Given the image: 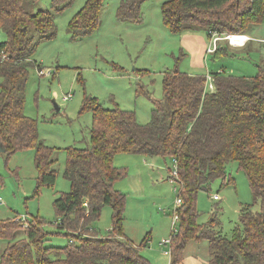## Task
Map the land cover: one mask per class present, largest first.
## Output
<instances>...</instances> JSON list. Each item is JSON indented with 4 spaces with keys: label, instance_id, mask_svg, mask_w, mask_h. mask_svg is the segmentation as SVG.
I'll return each instance as SVG.
<instances>
[{
    "label": "trees",
    "instance_id": "trees-1",
    "mask_svg": "<svg viewBox=\"0 0 264 264\" xmlns=\"http://www.w3.org/2000/svg\"><path fill=\"white\" fill-rule=\"evenodd\" d=\"M35 1L0 0V145L6 156L33 149L38 190L54 184L56 170L53 149L39 139L36 121L23 112L24 90L29 69L41 67L32 56L55 36V26L53 14L35 10ZM54 1L65 3L60 11L74 0ZM142 1L122 0L118 18L136 20ZM101 5L102 0L84 1L68 24L72 38L96 29ZM160 12L172 33L201 30L208 40L213 34H253L264 26V0H165ZM222 42L212 52L216 58L229 54ZM257 68L253 77L211 73L212 89L205 88L201 74L164 70L162 97L151 99L146 124L116 103L104 108L85 97L80 111L92 115L89 144L64 148L62 175L70 189L52 202L56 219L48 223L55 231H45L47 222L39 217L29 218L25 228L14 218L0 219V264H151L140 253L141 245L123 233L125 195L113 187L123 174L113 164L117 153L176 163V194L182 203L175 209L178 228L170 236L169 264L181 262L190 237L208 242V264H264V52ZM232 161L245 173L253 202L240 205L238 224L224 236L215 214L206 224L198 223L196 195L216 178L224 179ZM104 206L111 208V227L100 234L92 223ZM50 236L66 242L49 244Z\"/></svg>",
    "mask_w": 264,
    "mask_h": 264
},
{
    "label": "rangeland",
    "instance_id": "rangeland-1",
    "mask_svg": "<svg viewBox=\"0 0 264 264\" xmlns=\"http://www.w3.org/2000/svg\"><path fill=\"white\" fill-rule=\"evenodd\" d=\"M84 1L74 0L60 11L58 9L65 3L56 4L54 0H36L34 7L53 14L55 36L40 43L32 56L41 67L29 69L23 112L36 121L39 139L53 149L54 184L36 189L38 173L33 149L17 150L9 156L0 152V219L39 217L47 222L44 226L47 232L56 229L48 223L56 219L52 206L54 198L70 189L62 175L64 148L89 144L92 115L90 111H80L85 97L104 108H112L116 103L122 109L133 111L138 123L146 124L150 118L151 99L162 97L164 70L177 68L204 76L221 72L253 77L264 52L262 25L253 34H226L247 35L242 45L220 38L229 54L216 58L205 51L209 40L203 31L187 30L178 35L163 24L160 7L165 0H143L136 20L118 18L117 9L122 0H102L96 29L72 38L68 24ZM2 40L4 35L0 31ZM47 70L52 74H38V71L45 73ZM205 88L209 89L208 80ZM53 102L59 107L58 111ZM113 164L123 172L113 183L114 189L125 195L123 233L134 244L141 245L140 253L151 264H169L170 256L166 253L170 245H163L161 241L171 235L172 213L176 206L174 188H178V183L171 177L172 160L117 153L113 156ZM252 202L246 175L232 161L227 165L224 179L216 178L207 191L197 192V221L206 224L215 214L220 221L218 230L230 236L238 224L240 205ZM253 208L258 209V205ZM92 225L100 234L110 229V206L102 207L99 218ZM175 228H178L177 222ZM19 231L21 229L16 230L17 234ZM145 237L148 241L143 245ZM65 242L62 236L47 238V243L55 246ZM208 259V242L190 237L182 250L181 262L176 264H208Z\"/></svg>",
    "mask_w": 264,
    "mask_h": 264
},
{
    "label": "built area",
    "instance_id": "built-area-1",
    "mask_svg": "<svg viewBox=\"0 0 264 264\" xmlns=\"http://www.w3.org/2000/svg\"><path fill=\"white\" fill-rule=\"evenodd\" d=\"M223 36H220V35H218V34H213L212 35V38L210 39V44H209V47H207V49H206V52L207 53H212V52H214V50L216 49V47H217V41H219V39L220 38H222ZM227 40H229V42H231V40L230 39H228L229 37H231V36H228V35H225L224 36ZM237 37V36H236ZM239 37V36H238ZM245 42V41H244ZM244 42H242L241 43V45L242 44H244ZM44 70V69H43ZM42 70V71H43ZM45 72V71H44ZM38 74L39 75H44V76H46V75H51L52 74V71H49V70H47L45 73H42V72H39L38 71ZM69 97V96H68ZM66 99V98H65ZM171 177L172 178H176L177 177V166H176V163L174 162V164H173V169H172V173H171ZM173 180V179H172ZM174 190H178V188L176 187V188H174ZM213 199L214 200H216L217 199V196L216 195H214L213 196ZM0 203H1V197H0ZM181 203H182V200L179 198V197H177L176 198V200H175V209H176V207H179L180 205H181ZM175 209H174V212L172 213V221H171V228H172V230H171V235L172 234H174V233H176V228H175V225H176V222L178 221V215H177V213H176V211H175ZM13 221H16V222H18V221H20L21 222V226L23 227V228H25V227H27V223H26V221H27V219H20V218H14L13 219ZM170 235V236H171ZM170 239H171V237H169L168 239H163L162 241H161V244H163V245H166V244H169L170 243ZM166 254H169V253H166Z\"/></svg>",
    "mask_w": 264,
    "mask_h": 264
},
{
    "label": "bare ground",
    "instance_id": "bare-ground-1",
    "mask_svg": "<svg viewBox=\"0 0 264 264\" xmlns=\"http://www.w3.org/2000/svg\"><path fill=\"white\" fill-rule=\"evenodd\" d=\"M230 39H231V42L233 43V44H241L242 42H244L245 41V39H246V36H243V35H241V36H231L230 37Z\"/></svg>",
    "mask_w": 264,
    "mask_h": 264
},
{
    "label": "crops",
    "instance_id": "crops-1",
    "mask_svg": "<svg viewBox=\"0 0 264 264\" xmlns=\"http://www.w3.org/2000/svg\"><path fill=\"white\" fill-rule=\"evenodd\" d=\"M243 36H246V37H248L247 35H243ZM224 37V36H223ZM221 41V40H220ZM209 44H210V40H209V42H208V45H207V47H209ZM231 45V44H230ZM207 47H206V49H207ZM206 49H205V51H206ZM190 74V73H189ZM207 74H209V75H207ZM207 74H205V78H206V81L208 80L209 81V89H212V78H211V73H207ZM201 75H203L204 76V74H201ZM167 256H169V254L167 255Z\"/></svg>",
    "mask_w": 264,
    "mask_h": 264
},
{
    "label": "water",
    "instance_id": "water-1",
    "mask_svg": "<svg viewBox=\"0 0 264 264\" xmlns=\"http://www.w3.org/2000/svg\"><path fill=\"white\" fill-rule=\"evenodd\" d=\"M53 106H54V109L56 110V111H58L59 110V107L53 102ZM4 151V149L1 147V145H0V152H3Z\"/></svg>",
    "mask_w": 264,
    "mask_h": 264
}]
</instances>
